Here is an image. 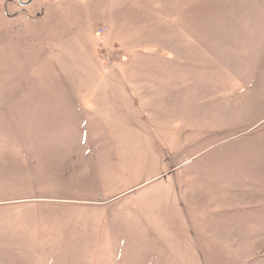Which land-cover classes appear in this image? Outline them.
Instances as JSON below:
<instances>
[{
  "label": "rangeland",
  "instance_id": "374dc122",
  "mask_svg": "<svg viewBox=\"0 0 264 264\" xmlns=\"http://www.w3.org/2000/svg\"><path fill=\"white\" fill-rule=\"evenodd\" d=\"M27 6L0 0V264H264V0ZM104 78L136 111L34 103Z\"/></svg>",
  "mask_w": 264,
  "mask_h": 264
},
{
  "label": "crops",
  "instance_id": "0c3cea01",
  "mask_svg": "<svg viewBox=\"0 0 264 264\" xmlns=\"http://www.w3.org/2000/svg\"><path fill=\"white\" fill-rule=\"evenodd\" d=\"M26 1V0H24ZM28 2L24 3L25 6H27ZM27 7H30L29 5ZM43 13V12H41ZM8 19H16L17 17L14 14H8ZM25 19H28L27 17H25ZM118 67V66H116ZM134 66L131 65V71H133ZM110 69V68H109ZM114 69V67H113ZM112 69V70H113ZM81 84L78 86L80 89L86 88V87H90L93 89H97V91H93V94H89L88 92L86 93L85 90H80V92H82V95H78L75 97H70V96H65V97H61L64 100L59 101L56 100V97H52L51 100L47 101L46 97L43 96H36L34 103L35 104H46V103H57V102H61V103H66V107L60 109L61 111L64 112H68L69 114H73V113H77V114H82L84 115V118L82 116H79V119L82 120L85 119L87 117H90V113L89 111V105H92V112L95 114H101L102 113V117H118L120 114V109L121 107H119V105L123 104H127L130 107V110L132 111L133 105H135L134 109H137L136 104H137V96L132 90L129 91L126 88L127 86L132 87V81L128 80V79H118V80H112V79H99V80H95L92 81L91 85H86L84 83V81L80 82ZM43 97V98H42ZM25 103V102H24ZM95 104L97 106H95ZM115 104V105H114ZM136 111V110H135Z\"/></svg>",
  "mask_w": 264,
  "mask_h": 264
},
{
  "label": "flooded vegetation",
  "instance_id": "af4514ba",
  "mask_svg": "<svg viewBox=\"0 0 264 264\" xmlns=\"http://www.w3.org/2000/svg\"><path fill=\"white\" fill-rule=\"evenodd\" d=\"M17 2H18V4H19L20 6H25V5H23V4L26 3V1L24 2V1H22V0H17Z\"/></svg>",
  "mask_w": 264,
  "mask_h": 264
}]
</instances>
